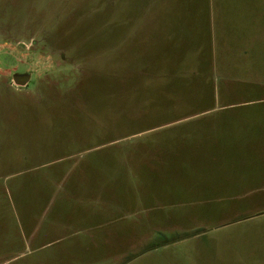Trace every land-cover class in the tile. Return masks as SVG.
<instances>
[{"label": "rangeland", "instance_id": "1", "mask_svg": "<svg viewBox=\"0 0 264 264\" xmlns=\"http://www.w3.org/2000/svg\"><path fill=\"white\" fill-rule=\"evenodd\" d=\"M254 72L264 0H0V263L264 264V222L218 229L256 196L234 145L198 143Z\"/></svg>", "mask_w": 264, "mask_h": 264}, {"label": "crops", "instance_id": "2", "mask_svg": "<svg viewBox=\"0 0 264 264\" xmlns=\"http://www.w3.org/2000/svg\"><path fill=\"white\" fill-rule=\"evenodd\" d=\"M219 62H224V59ZM252 79H254V87L250 94L254 98L247 100L246 98H239L235 100L237 103L226 106L238 110L234 112L233 118L234 136H219L213 134L212 132L214 131H211L209 135L202 136L200 140L196 139L201 144V158L212 156L217 151L221 154L220 145L232 143L235 155L239 157L240 161V167L234 173V186L248 190L251 194L255 193L254 195H256H251L247 201L246 207L249 208L248 210L222 222V225L218 228L219 230H226L253 222H264V194L257 195L258 193H264V75L254 72ZM237 97H242L241 92L237 94ZM220 108L225 107H215L211 110L203 109L193 117H206L215 113L218 114ZM28 220L32 221V218L28 219L27 213L25 222L28 223ZM1 227L0 248L10 242V238L3 234ZM4 263L7 262H1L0 264Z\"/></svg>", "mask_w": 264, "mask_h": 264}, {"label": "water", "instance_id": "3", "mask_svg": "<svg viewBox=\"0 0 264 264\" xmlns=\"http://www.w3.org/2000/svg\"><path fill=\"white\" fill-rule=\"evenodd\" d=\"M28 78H29V77H27V76L25 77V79H26V80H25V85H26V83H27V81H28Z\"/></svg>", "mask_w": 264, "mask_h": 264}]
</instances>
